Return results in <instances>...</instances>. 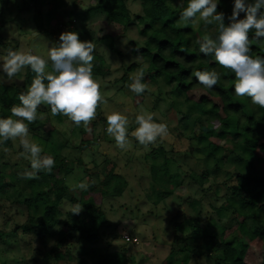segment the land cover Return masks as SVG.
Returning <instances> with one entry per match:
<instances>
[{
    "label": "trees",
    "instance_id": "obj_1",
    "mask_svg": "<svg viewBox=\"0 0 264 264\" xmlns=\"http://www.w3.org/2000/svg\"><path fill=\"white\" fill-rule=\"evenodd\" d=\"M93 1L90 0L89 5L82 0H71V9L66 10V20L62 12L58 11L59 8L66 9L64 0H49L51 8L45 12L47 27L43 28L38 8L34 19L38 18L39 22H36L37 26L32 34L51 35L54 29L48 25L54 18L63 22L61 33L71 31L69 27L75 28L73 31L77 32L74 16L92 6L93 9L104 12L100 24L107 26L105 33L96 37L93 42H103L109 49L120 54L114 48V37L125 32L130 23L137 26L138 33L144 36V39L139 47L138 43L133 44V50L149 65L145 76L163 84L172 83L163 95L173 104L175 98L181 96L185 103V110L178 109L176 104L172 106L173 114L185 119L178 134H183V130L191 126H197V133L194 131L183 151L170 148L168 155L160 145L153 149L151 154H145L151 184L161 196L152 204L161 201L164 195L173 194L174 188L179 187L185 179L202 186L207 176L215 174V171L222 169L226 173V180L222 181L225 191L219 196L222 200L218 205L208 203L210 210L206 212L207 217L204 220L199 217L200 212L205 209V203L200 197L188 202L189 206L197 210L193 220L187 225L172 223L174 236L171 248L160 264H190L191 258H204L207 264H264V109L253 105L248 97H237L234 93L235 74L216 64L214 56H205L199 52V45L195 44V41L205 34L203 22L196 26L179 22L180 14L187 7L188 0H139V13L130 10L127 0H97L92 5ZM252 2L253 0H246V4ZM35 3L43 4V0ZM25 6L31 7L28 2ZM233 7L234 0H218L217 12L224 13L226 26L230 23L229 17ZM245 15L246 13L241 12L239 18L243 19ZM3 24L2 19L0 28ZM109 24L112 26H108ZM209 30L217 33V26L208 25L207 34ZM77 33L82 41L91 38L89 34L84 36V30ZM249 37L253 40L251 55L254 58L264 57V38L257 42L254 30L249 33ZM0 43L6 49L16 50L18 46L9 42L2 43L1 36ZM94 56L95 75L102 73L105 60L96 52ZM135 67L134 64L130 65L124 75L115 79V82L131 84L130 72ZM213 69L221 73V79L211 90L199 84L191 75L193 70ZM23 74L24 85H30L35 73L29 67L25 68ZM24 91V87L0 83V118L11 115V108L19 105V94ZM142 100V94L133 93L132 105L137 106ZM33 124L29 125L30 134L40 136L46 142L42 155L54 157L55 166L51 173L41 171L37 178L25 179L14 170H7V162L2 159L0 200L9 199L10 204L22 205L28 218V222L14 224L8 232L0 229L3 242L18 243L14 236L20 235V229L24 240H29L27 234H30L33 240L40 239L44 243L46 237L52 234L54 226L59 225L54 244L46 253L53 261L52 264H133L131 242L119 241L121 234L117 232L116 224L110 227L101 208V203L106 197L119 195L122 186L126 184L119 174L113 172L114 164L107 169L106 176L98 181H94L91 176L99 177L95 171L98 166L85 170L90 176L87 182L91 186L87 191L80 190L78 197L69 196L71 205H83V211L79 215L72 214L70 210L61 211L59 208L68 197L65 177L72 170L68 162L75 158L80 164L81 150L91 141H96L92 135L94 123L91 122L90 125L92 133L84 131L79 144L72 145L71 151L65 156L61 155V149L68 145L66 133L54 131L52 128L54 137L51 139L49 133L42 134L40 127ZM133 129L132 126L129 133ZM105 140L115 145L114 140ZM11 145L9 140L0 144V147L3 150L5 147L11 148ZM12 150L19 153L22 148ZM180 151L198 161L199 173L171 166L176 160L174 156L178 157ZM102 156L108 157L106 153H102ZM205 157H211L210 167L206 168V162L202 164ZM26 161L25 170H31L30 161ZM228 165L231 167L226 169ZM13 166L17 167V162H14ZM172 198L179 200L181 196L173 195ZM0 207L7 209L3 202ZM62 214L64 218H61ZM223 218L230 222L228 226L221 223ZM74 239L79 244L76 253L72 250ZM127 241H130L129 237ZM176 253L180 255L177 258L174 257ZM37 257L45 258V253L32 255L30 259L36 260ZM1 264L8 263L3 260Z\"/></svg>",
    "mask_w": 264,
    "mask_h": 264
},
{
    "label": "rangeland",
    "instance_id": "obj_2",
    "mask_svg": "<svg viewBox=\"0 0 264 264\" xmlns=\"http://www.w3.org/2000/svg\"><path fill=\"white\" fill-rule=\"evenodd\" d=\"M38 0H0V21L3 19L4 24L0 28L1 42H9L10 44H17L16 50H25L32 48L35 54H42L47 58L48 50L51 47H55L59 44V36L61 29H63V22L52 19L50 28L54 29L50 35L48 33L32 34L36 29V22H39L38 18L34 19L35 11L39 8V18L43 23V28H46L45 12L51 8L49 0H43V4L35 3ZM84 3L91 5L90 0H82ZM97 0L92 2L95 4ZM29 3L30 8H27L26 3ZM66 9H58L62 12L64 19H66V10L71 9V0H64ZM127 4L133 13H139L141 7L139 0H127ZM179 5V4H177ZM88 10L83 12L79 11L74 16V23L76 31L84 30V36L89 34L91 38L84 41H94V39L105 33L107 26L100 24L101 19L104 18V12L98 9H93L90 6ZM67 20V19H66ZM193 25V24H192ZM195 24L194 26H196ZM108 26H112L109 24ZM73 31L72 27H69ZM208 34L215 36L213 30H209ZM144 36L140 35L137 31V26L134 23H130L128 28L123 33H118L114 37V50L103 43H95V52L98 55H102L105 62L102 65V73L95 74L94 77L99 78L102 84L101 91L105 97L107 103L101 104L97 109V117L92 123H94L93 137L96 141H91L86 148L81 150L79 158L81 163L77 162V159H72L68 162V165L72 167L71 172L66 175L65 181L79 183L87 182L90 180V176L85 171L86 169L95 168L98 174V178L95 175H91L94 181L103 179L106 176V171L111 164L113 166V172L119 174L125 183L121 188V193L115 196H108L101 203V208L104 210L110 227L116 224V230L121 234L119 241L131 242V262L133 264H160V262L168 255L171 242L174 236L173 224L174 222L187 225L189 221L197 215V210L189 206L191 199H198L202 197L205 203V209L200 212V218L204 220L207 217V211L210 210L208 203L218 205L221 202V196L224 193V187L222 181L226 180V173L220 169L215 171V174L207 176L206 181L202 186L197 183L185 179L181 185L174 188V192L171 195H164L163 199L157 202L155 205L153 201L160 198L159 192L155 191V187L152 186L151 176L149 172V165L145 161V154H151L153 149L155 150L160 145L167 151L169 155L170 148L178 151L186 147L187 140L192 138L194 131L197 133V126H191L187 130H183V134L179 135L178 130H182L183 122L185 119L176 117L173 114L172 106L176 104L178 109L185 110L186 106L181 96L175 98V103H170L163 92H167L171 84H163L159 80H151L147 76L144 78V82L149 85L142 96L143 100L137 106L132 105L133 92L129 89L126 83L120 81L115 82V79H119L124 75V71L130 65L134 64L136 67L131 70L130 74L137 71L138 67L146 62L143 61L139 54H136L133 50V44L138 43L140 46ZM80 40H82L80 38ZM7 49L0 43V58L6 55ZM139 57V59H137ZM141 64V65H139ZM147 64V63H146ZM47 71H52L51 61H49ZM24 71L23 69L11 82H7L6 74L2 70V61H0V82L5 85H14L18 87H24L26 90L30 85H24ZM24 85V86H23ZM120 89V90H119ZM161 91V93H159ZM2 101L0 100V105ZM143 108L148 112L154 114L156 122H166L169 127V135L163 140H158L155 145H149L147 148L143 147L133 137H129L131 142L130 147L126 150H120L106 141V138L114 140L107 132V120L106 113L112 111H121L129 116L130 126L129 129L135 124V115L139 113V110ZM42 116L43 118H39ZM36 122V123H35ZM33 125L39 126L42 134H47L54 137V131H62L66 133L68 145L61 149V155H68L71 151L72 145H78L83 138L84 128L83 125L77 127L68 117L63 115L52 116L50 107L47 105H41L38 109V119ZM44 124L41 128V125ZM192 129V130H191ZM42 130L44 132H42ZM52 131V132H51ZM230 137V136H229ZM34 142H37L44 148L46 142L36 135L29 137ZM12 147H5L7 152L1 150L0 147V162L2 159L7 162L6 169L14 170L19 174H22L27 165L26 159L19 157L18 153L13 152L12 149L17 150L19 147V141H12ZM23 151L20 150L19 153ZM174 156L176 160L171 166H179L184 171H194L199 173V164L191 156L184 155L181 152ZM107 154V158L102 156V153ZM211 157L204 158L203 162H206V168L211 166ZM17 162V167L13 166V163ZM231 166L228 165L226 169ZM80 190L72 191L68 187V197L60 205L61 211L70 210L69 196L78 197ZM173 195L181 196L179 200L172 198ZM2 200V201H1ZM1 202L7 207H0V229L8 232L12 230L14 224H20L22 222H28V218L25 209L22 205L10 204L11 200L1 199ZM179 202L180 205H179ZM64 218V215H61ZM222 224L228 226L230 222L227 218H223ZM60 226H54L52 234H49L45 242L42 243L40 239L33 240L32 235L27 234L30 239L24 240L23 236L18 230L17 237L14 236L18 243H4L3 237H0V264L3 260L8 264H52V260L48 258L47 251L53 246L54 239ZM127 237L130 241H127ZM117 241V240H116ZM103 245V244H102ZM78 241L73 240L72 250L76 253L78 249ZM45 253V258L37 257L36 260H31L32 255H38ZM178 253L175 254V258L179 257ZM16 258V259H13ZM2 260V261H1ZM73 260V259H72ZM190 264H207L206 259H190Z\"/></svg>",
    "mask_w": 264,
    "mask_h": 264
},
{
    "label": "clouds",
    "instance_id": "obj_3",
    "mask_svg": "<svg viewBox=\"0 0 264 264\" xmlns=\"http://www.w3.org/2000/svg\"><path fill=\"white\" fill-rule=\"evenodd\" d=\"M217 4L218 0H188L179 22L185 25L203 22L205 34L195 41L199 45V52L205 56H214L216 64L235 74L234 93L237 97H248L253 105L264 109V57L254 58L251 55L253 40L249 37V33L254 30L257 42L264 38V0H253L247 4L246 0H234L227 26L224 23V13L217 12ZM241 12L246 13L243 19L239 18ZM213 24L217 26L218 33L215 38L207 34V26ZM95 50L93 41H82L77 32L65 31L59 36V44L49 48L47 58L42 54H35L32 48H9L6 55L0 58L7 82H11L25 68L30 67L35 73L27 90L19 94V105L11 108L10 116L0 118V144L18 140L19 147L23 149L18 156L30 161L31 170L26 169L21 174L23 178L35 179L41 171L51 173L55 166L54 157L42 155V146L29 138V125L38 119L41 105L49 106L52 116H66L75 126L83 125L85 132L92 133L90 125L97 117V109L101 104L107 103L101 91V81L93 74ZM49 61L52 71L46 70ZM148 67V64H142L130 76L132 83L128 87L137 95L149 88L144 82ZM191 75L210 90L221 79V73L215 69L193 70ZM105 115L106 132L114 138L115 145L120 150L130 147L129 135L145 148L169 135L168 124L156 122L154 114L143 108L135 115L137 127L131 133L128 115L118 110ZM4 151L7 152L8 149L5 148ZM90 186L88 182H68L72 191H87ZM69 208L74 215L83 211L80 203L70 205Z\"/></svg>",
    "mask_w": 264,
    "mask_h": 264
}]
</instances>
